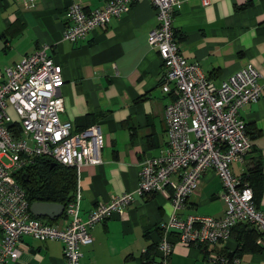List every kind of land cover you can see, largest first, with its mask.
<instances>
[{
    "label": "crops",
    "instance_id": "1",
    "mask_svg": "<svg viewBox=\"0 0 264 264\" xmlns=\"http://www.w3.org/2000/svg\"><path fill=\"white\" fill-rule=\"evenodd\" d=\"M107 1L34 0L35 7L24 10L15 0H0V81L5 67L45 44L47 56L60 66L59 120L70 123V133L90 125L99 129L100 163L74 169L71 200L76 201L78 221L98 202L134 191L145 158L160 157L168 142L163 110L172 96L160 89L164 69L156 50L146 41L147 33L156 26L149 1L134 0L126 12L104 27H94L82 39H62L69 23L65 10L69 4L90 11ZM172 26L180 54L196 62L216 87L241 66L250 63L260 70L264 62V0H178ZM238 115L250 149L241 160L229 164L230 172L247 183V169L258 157L261 173L250 182L256 194L255 208L264 213V91L256 101L243 105ZM166 191L169 194V186ZM221 193L214 170L207 168L180 215L220 217L224 210ZM132 198L122 215L113 213L93 225L92 241L80 247L79 264H161V253L149 246L161 237L170 201L162 192ZM35 218L60 228L69 221L64 210L52 220ZM242 226H232L229 237L220 244L175 243L166 264H209L208 251L223 248L232 253ZM18 250L16 258L4 264H65L59 240L22 236ZM233 257L237 264H264V241L258 250Z\"/></svg>",
    "mask_w": 264,
    "mask_h": 264
},
{
    "label": "built area",
    "instance_id": "2",
    "mask_svg": "<svg viewBox=\"0 0 264 264\" xmlns=\"http://www.w3.org/2000/svg\"><path fill=\"white\" fill-rule=\"evenodd\" d=\"M24 10L35 7L34 0H15ZM134 0H108L104 6L83 11L69 4V23L62 39H82L94 27H104L111 18L126 12ZM154 9L156 26L146 36L147 44L156 50L163 66L160 89L171 93L163 117L168 138L160 157L143 161L137 186L98 202L82 221L76 215V201L64 205L69 218L60 228L32 217L24 190L15 180L33 159L43 158L54 164L73 167L100 163L102 140L96 125L70 133V123L59 120L62 98L60 66L46 53L43 44L5 67L0 81V264L13 261L19 253L22 236L37 241L59 240L65 264H79L80 247L92 241L94 224L111 214L122 215L133 196L162 192L169 199L171 211L161 224L162 234L154 248L161 264L167 263L172 245L210 244L226 240L232 226L249 223L264 241V213L255 208L252 191L241 177L230 172L229 164L241 160L250 144L238 110L256 101L264 91V62L260 70L247 63L214 86L196 62L187 61L179 52L172 26L178 0H147ZM205 3L206 0H201ZM8 111L15 115L11 118ZM207 168H212L222 185L224 201L220 217L198 213L181 216L186 198L196 189ZM174 177L175 180L171 178ZM170 187L169 194L167 187ZM209 264H237L216 250L206 252Z\"/></svg>",
    "mask_w": 264,
    "mask_h": 264
},
{
    "label": "trees",
    "instance_id": "3",
    "mask_svg": "<svg viewBox=\"0 0 264 264\" xmlns=\"http://www.w3.org/2000/svg\"><path fill=\"white\" fill-rule=\"evenodd\" d=\"M43 158H35L24 169L15 176V180L24 190L28 205L33 201L58 202L65 205L73 198L75 188L74 168L54 164ZM261 173L260 161L255 158L252 165L247 169L246 181L252 191V202L255 206V192L250 181ZM256 207V206H255ZM243 224V231L237 236V247L230 253L225 249H217L218 253L228 258L239 255L241 252L256 251L259 244L255 242L262 234L253 228L249 223ZM236 224V225H237ZM156 244V243H155ZM154 245L149 246L150 248ZM258 244V245H257Z\"/></svg>",
    "mask_w": 264,
    "mask_h": 264
},
{
    "label": "water",
    "instance_id": "4",
    "mask_svg": "<svg viewBox=\"0 0 264 264\" xmlns=\"http://www.w3.org/2000/svg\"><path fill=\"white\" fill-rule=\"evenodd\" d=\"M63 208L64 205L57 202L33 201L29 204V211L32 216L48 218L49 220L59 216L63 212Z\"/></svg>",
    "mask_w": 264,
    "mask_h": 264
},
{
    "label": "rangeland",
    "instance_id": "5",
    "mask_svg": "<svg viewBox=\"0 0 264 264\" xmlns=\"http://www.w3.org/2000/svg\"><path fill=\"white\" fill-rule=\"evenodd\" d=\"M8 115H9L11 118H14V117H15V115L13 114L12 111H8Z\"/></svg>",
    "mask_w": 264,
    "mask_h": 264
}]
</instances>
